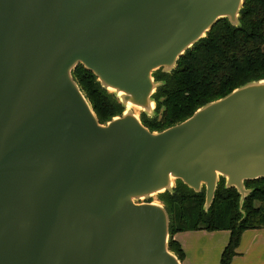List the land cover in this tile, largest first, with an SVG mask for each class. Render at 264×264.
Wrapping results in <instances>:
<instances>
[{"label": "water", "instance_id": "1", "mask_svg": "<svg viewBox=\"0 0 264 264\" xmlns=\"http://www.w3.org/2000/svg\"><path fill=\"white\" fill-rule=\"evenodd\" d=\"M243 1L0 0V264H182L158 195L204 187L207 211L223 178L241 208L264 179V79L162 132L140 116L156 115L152 73L239 26ZM78 65L120 116L98 123Z\"/></svg>", "mask_w": 264, "mask_h": 264}, {"label": "trees", "instance_id": "2", "mask_svg": "<svg viewBox=\"0 0 264 264\" xmlns=\"http://www.w3.org/2000/svg\"><path fill=\"white\" fill-rule=\"evenodd\" d=\"M240 25L223 19L199 42L187 50L170 73H152L160 83L153 95L155 116L141 114L140 121L151 132H162L190 118L201 106L223 98L247 82L264 79V0H244ZM72 78L87 98L99 124L123 113L113 94L107 93L97 77L78 65ZM219 179L214 199L206 211L204 187L195 193L177 181L172 192L158 195L169 216V250L184 261V251L173 237L182 232L227 231L228 243L220 254V264H231L245 231L264 228V179L247 181L252 192L239 207L237 190L224 188Z\"/></svg>", "mask_w": 264, "mask_h": 264}, {"label": "crops", "instance_id": "3", "mask_svg": "<svg viewBox=\"0 0 264 264\" xmlns=\"http://www.w3.org/2000/svg\"><path fill=\"white\" fill-rule=\"evenodd\" d=\"M227 231L182 232L173 239L184 251L182 264H220V254L228 243ZM231 264H264V228L245 231Z\"/></svg>", "mask_w": 264, "mask_h": 264}, {"label": "rangeland", "instance_id": "4", "mask_svg": "<svg viewBox=\"0 0 264 264\" xmlns=\"http://www.w3.org/2000/svg\"><path fill=\"white\" fill-rule=\"evenodd\" d=\"M138 113H139V112H138ZM149 200H150V201H153V202H156V203L158 202V201H157V196H153V197L148 198L147 200L138 201V203H145V202L147 203V201H149Z\"/></svg>", "mask_w": 264, "mask_h": 264}, {"label": "bare ground", "instance_id": "5", "mask_svg": "<svg viewBox=\"0 0 264 264\" xmlns=\"http://www.w3.org/2000/svg\"><path fill=\"white\" fill-rule=\"evenodd\" d=\"M136 109V108H135ZM136 110H139V109H136Z\"/></svg>", "mask_w": 264, "mask_h": 264}]
</instances>
